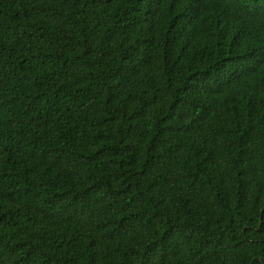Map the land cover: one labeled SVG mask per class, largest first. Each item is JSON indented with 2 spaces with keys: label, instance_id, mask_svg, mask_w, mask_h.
Here are the masks:
<instances>
[{
  "label": "trees",
  "instance_id": "16d2710c",
  "mask_svg": "<svg viewBox=\"0 0 264 264\" xmlns=\"http://www.w3.org/2000/svg\"><path fill=\"white\" fill-rule=\"evenodd\" d=\"M0 264H264V0H0Z\"/></svg>",
  "mask_w": 264,
  "mask_h": 264
}]
</instances>
